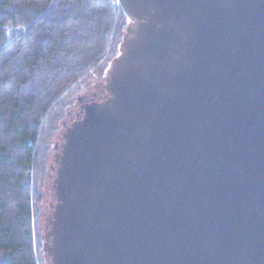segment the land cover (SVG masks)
Masks as SVG:
<instances>
[{
    "label": "water",
    "instance_id": "water-1",
    "mask_svg": "<svg viewBox=\"0 0 264 264\" xmlns=\"http://www.w3.org/2000/svg\"><path fill=\"white\" fill-rule=\"evenodd\" d=\"M51 147L43 264H264V0H120Z\"/></svg>",
    "mask_w": 264,
    "mask_h": 264
},
{
    "label": "trees",
    "instance_id": "trees-1",
    "mask_svg": "<svg viewBox=\"0 0 264 264\" xmlns=\"http://www.w3.org/2000/svg\"><path fill=\"white\" fill-rule=\"evenodd\" d=\"M110 0H0V264H43L41 184L73 90L117 53Z\"/></svg>",
    "mask_w": 264,
    "mask_h": 264
},
{
    "label": "rangeland",
    "instance_id": "rangeland-1",
    "mask_svg": "<svg viewBox=\"0 0 264 264\" xmlns=\"http://www.w3.org/2000/svg\"><path fill=\"white\" fill-rule=\"evenodd\" d=\"M127 21H128V19H127ZM108 63H109V61L106 63V66L102 69L101 72L96 74V76H93L91 78V80L89 82H87L88 86H91L95 80H99L103 76L105 69L108 66ZM80 89H81V86L79 88H76L75 90H73L72 93L70 94V96L67 98V100H66L67 103H65V107L63 108L62 112L60 113V115L56 119L55 130L53 131V133L50 137V151H49V157H48L49 159L47 160L48 168L43 175L42 184H41V189H42V193L44 194V197H43V202H42V206H41V215H40V219L38 222H37V218H36V215H37L36 209L34 211V227H35L36 231L38 229V232H40V230L43 228L42 225H43V221H44V215L42 214V210H44L50 204V193L49 192L51 190V177H50V172H49V162H50L51 147H52L53 143L55 142V140L57 139V133H58L57 131L60 128L62 119H63V117H65L67 115L65 110H66V107L68 104V99L73 94L78 92Z\"/></svg>",
    "mask_w": 264,
    "mask_h": 264
},
{
    "label": "flooded vegetation",
    "instance_id": "flooded-vegetation-1",
    "mask_svg": "<svg viewBox=\"0 0 264 264\" xmlns=\"http://www.w3.org/2000/svg\"><path fill=\"white\" fill-rule=\"evenodd\" d=\"M96 81L97 80H95L93 82V84ZM91 86H88V84L83 85L78 92L73 94L68 99V104H67V107H66V110H65L67 115L65 117H63V118L70 117L72 114H74L75 111L78 109V107L81 105L82 100H84L85 98H88V97L91 96V91H92V87Z\"/></svg>",
    "mask_w": 264,
    "mask_h": 264
},
{
    "label": "built area",
    "instance_id": "built-area-1",
    "mask_svg": "<svg viewBox=\"0 0 264 264\" xmlns=\"http://www.w3.org/2000/svg\"><path fill=\"white\" fill-rule=\"evenodd\" d=\"M111 10L114 13L116 20L124 14L120 0H110Z\"/></svg>",
    "mask_w": 264,
    "mask_h": 264
}]
</instances>
